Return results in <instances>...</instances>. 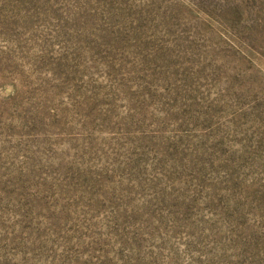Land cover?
Listing matches in <instances>:
<instances>
[{"label":"rangeland","instance_id":"obj_1","mask_svg":"<svg viewBox=\"0 0 264 264\" xmlns=\"http://www.w3.org/2000/svg\"><path fill=\"white\" fill-rule=\"evenodd\" d=\"M0 264H264V0H0Z\"/></svg>","mask_w":264,"mask_h":264}]
</instances>
